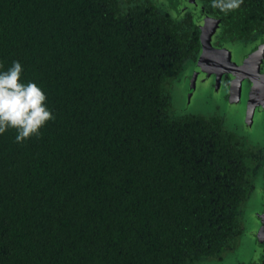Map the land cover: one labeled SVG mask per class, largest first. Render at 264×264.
I'll list each match as a JSON object with an SVG mask.
<instances>
[{
    "label": "trees",
    "instance_id": "1",
    "mask_svg": "<svg viewBox=\"0 0 264 264\" xmlns=\"http://www.w3.org/2000/svg\"><path fill=\"white\" fill-rule=\"evenodd\" d=\"M197 1L220 39L264 38V0ZM200 33L156 0H0V71L20 62L55 116L22 143L0 134V264H201L232 248L249 151L169 91Z\"/></svg>",
    "mask_w": 264,
    "mask_h": 264
},
{
    "label": "water",
    "instance_id": "2",
    "mask_svg": "<svg viewBox=\"0 0 264 264\" xmlns=\"http://www.w3.org/2000/svg\"><path fill=\"white\" fill-rule=\"evenodd\" d=\"M176 7L177 11L182 14L185 13V10L189 11L192 15L194 25L202 33L200 37L201 48L198 58L192 65L187 67H192V74L195 76L192 79V85L190 81L187 80L189 82L188 85H191L187 93L189 100L193 99V96L197 93L195 88H197L199 84H202L198 82V74L204 72L211 74V72L215 71L213 73H215L216 81H209V83L210 85L214 83L216 88H218L219 85L223 83L224 79L228 77L226 76L228 73L231 77L227 84V87L229 86L230 89L228 90L230 91L231 102L233 104H242L237 99L242 97L243 90L248 91V103L246 104L248 105V110L247 115L243 117V122L250 121L251 119L253 120L256 115L257 107L264 108V38L247 45L232 40H218L216 38V33L219 31L220 21L206 14L204 7L197 0H176ZM233 44H239L241 48L237 50L232 46ZM208 74L206 73L207 77H204V80L211 78V75ZM178 80L180 81V79L176 81ZM191 102L192 101L188 102L187 112L193 113V111L189 110V106L192 104ZM226 127L231 132L242 135L238 130L231 129L227 124ZM263 188L264 184L260 187L261 192ZM261 232L264 231L261 230ZM254 233L257 234V238L263 242L262 239L264 238L259 236L257 229L253 234Z\"/></svg>",
    "mask_w": 264,
    "mask_h": 264
},
{
    "label": "rangeland",
    "instance_id": "3",
    "mask_svg": "<svg viewBox=\"0 0 264 264\" xmlns=\"http://www.w3.org/2000/svg\"><path fill=\"white\" fill-rule=\"evenodd\" d=\"M159 4L167 9L171 14L180 17L182 15L181 12L177 11L176 0H156ZM184 12H187L186 10ZM224 39V38H223ZM242 45V44H241ZM234 48L239 50L241 47L239 44H233ZM244 46V45H242ZM230 47V46H229ZM231 48V47H230ZM190 66V65H189ZM192 67L187 68L179 78L180 81H173L171 84V88L169 91L172 100L174 98L173 105L175 109L179 112H187L188 111V98H187V89L185 92V87L183 85L185 82V78L191 74ZM185 77V78H183ZM188 80V79H187ZM188 86V84L186 85ZM214 87V86H213ZM211 87L210 95L207 87H203V85L199 84L197 87V93L193 96L192 104L189 106V110L193 111L195 114H204L210 115L214 113H218L220 117H225L226 123L231 129L238 130L239 133L242 134L250 143L255 144L259 143V139L261 136V129L259 128V123L256 118V122L252 130L248 131L243 126V117L245 116L246 111V103L248 98L243 97V103H232L230 97L223 101V96L219 97L216 94V88L213 89ZM170 97V98H171ZM228 97V96H227ZM232 108L233 113H239L237 115H233L228 111V107ZM242 111V113H241ZM230 131V130H229ZM261 189L259 185H256L255 190L249 196L248 200L243 203V215H242V223H243V235L239 239L236 247L232 250H229L222 254L220 258H212L207 260L201 264H251L252 260H256L259 256H262L261 250L256 246L255 238L253 232L258 228V220L260 218L261 204H262V196L260 194Z\"/></svg>",
    "mask_w": 264,
    "mask_h": 264
},
{
    "label": "clouds",
    "instance_id": "4",
    "mask_svg": "<svg viewBox=\"0 0 264 264\" xmlns=\"http://www.w3.org/2000/svg\"><path fill=\"white\" fill-rule=\"evenodd\" d=\"M242 3L243 0H212L211 7L227 14ZM22 72L18 61H13L6 71H0V134L16 129L17 143L39 136L47 122L55 119L44 91L34 82H22Z\"/></svg>",
    "mask_w": 264,
    "mask_h": 264
},
{
    "label": "flooded vegetation",
    "instance_id": "5",
    "mask_svg": "<svg viewBox=\"0 0 264 264\" xmlns=\"http://www.w3.org/2000/svg\"><path fill=\"white\" fill-rule=\"evenodd\" d=\"M201 34L202 33H200V37H201ZM216 38L218 40L228 41V40L220 39L218 33H216ZM200 45H201V43H200ZM197 58H198V55H197ZM195 61L189 62L188 66L189 65H192ZM192 71L193 70H191V74L189 75V78L190 79L188 77H186V78L183 77L186 80H185V82H184L183 85H180V87L181 86L185 87V92H186V89H187V92L189 91L190 86L192 85L191 84L192 79L195 77L192 74ZM213 72H215V71H213ZM213 72H211V74H208V72H204V73L198 74V77H199L198 82L202 83L203 84V87H207V89L209 91V93L206 94V96L207 95H210L211 87L214 86L216 88V86H215L214 83H212V85H210V83H209V81H212V82H215L216 81L215 73H213ZM206 73L208 75H211V78L204 80V77H207L206 76ZM226 76H228V77H226L224 79L223 83L221 85H219V87L216 88V90H215L216 91V94L219 97L223 96V101H225L226 99H228L230 97V91H229L230 89H229V86L227 87V84H228L229 80L231 79V77H230V74H228V73L226 74ZM187 79H188V81H190V84L191 85L186 86L189 83L187 81ZM214 87H213V89H215ZM196 90H197V88H195V91ZM247 95H248V91L243 90L242 91V97L240 96L241 98L240 99H237V100L239 102L243 103V97L246 96L248 98ZM190 101H192V99L189 100V98H188V101L187 102H190ZM247 103H248V100H247ZM227 109L233 115H237L238 116L239 113L236 112L234 114L233 111H232L231 106L228 107ZM247 110H248V105L246 106L245 115H247ZM241 113H242V111H241ZM255 114L256 115H255L254 119L253 120L251 119L250 121H247V122H243V126L248 131L252 130L253 127H254V124L256 122V118H257L258 123H259V128L262 131L261 132L260 139H259V143L252 144L245 137H243L242 135H238L240 137V139L242 140V142L245 144V149L249 151V156H250L251 164L249 165L250 167H248V171L252 175L251 177H252V181L254 182V185H253V189L254 190L256 188V185H259V188H260L262 186V184H264V108L262 109V108H260L258 106ZM198 115H203V116H205L207 118H211V117L218 118L220 120L222 126H223V129L224 130H227L226 129L227 127L225 125V122H226L225 117L226 116L220 117L218 113H214V114H210V115H204V114H198ZM260 194H261V196H262L263 199H262V204H261V208L262 209L260 211V218H259V221H258V228H257V230L259 232V236H261V237L264 238V232H261V230L264 231V188H263L262 192H260ZM242 229H244L243 228V225H242ZM252 235H254V237H255L256 246L261 250L262 256H259V258H257L256 260L253 259L252 262H251V264H264V239H262L260 237L263 240V242H261L260 239L257 238V234L254 233ZM240 238L241 237H238L237 238L236 243H234V245L232 246V248L230 250H232L234 247H236V245H237V243H238V241H239ZM222 254L219 257H217V258H220L221 259Z\"/></svg>",
    "mask_w": 264,
    "mask_h": 264
}]
</instances>
